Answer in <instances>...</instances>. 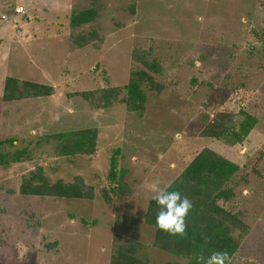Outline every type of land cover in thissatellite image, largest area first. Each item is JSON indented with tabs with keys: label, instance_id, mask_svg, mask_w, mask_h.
<instances>
[{
	"label": "rangeland",
	"instance_id": "374dc122",
	"mask_svg": "<svg viewBox=\"0 0 264 264\" xmlns=\"http://www.w3.org/2000/svg\"><path fill=\"white\" fill-rule=\"evenodd\" d=\"M0 1L1 37L10 36L0 53V264H109L115 247L132 241L148 264H187L153 246L144 213L153 187L203 148L239 165L224 204L243 221L233 228L232 264H264V0ZM20 5L25 13L15 16ZM89 7L96 17L71 28L70 15ZM152 60L158 72L147 70ZM136 70L161 87L142 86L141 111L122 91L107 106L80 95L120 89ZM7 76L53 93L5 102ZM240 109L257 118L241 144L207 135L211 123H237ZM83 128L97 130L95 150L63 156L52 134ZM112 156L125 184L119 196L109 189ZM39 167L51 181L81 177L94 198L20 194Z\"/></svg>",
	"mask_w": 264,
	"mask_h": 264
},
{
	"label": "trees",
	"instance_id": "16d2710c",
	"mask_svg": "<svg viewBox=\"0 0 264 264\" xmlns=\"http://www.w3.org/2000/svg\"><path fill=\"white\" fill-rule=\"evenodd\" d=\"M95 17L94 7L82 9L70 15L69 25L71 28H76L92 21ZM93 34L94 32L87 37L79 36L73 41L77 47H83L91 42L90 38ZM145 65L147 70L159 71L157 63L153 60L146 62ZM144 85L161 89L148 71L136 70L131 72L130 79L120 89L115 87L101 89L99 94L86 91L80 92V95L85 99L92 98L94 101H100L103 106H107L113 99L118 98L119 91H122L125 95L122 101L127 107L141 111L145 101L142 88ZM52 93L51 85L7 76L4 79L1 99L7 102L29 97L50 96ZM238 113L241 118L237 123L224 120V123L209 124L205 128L207 135L215 139L223 137L231 145L241 144L254 128L257 118L241 109ZM227 134L230 136L229 139L226 138ZM52 135L60 143V153L66 157L90 154L96 147L97 130L95 128L60 131ZM116 161L115 156L110 158L108 179L111 185L110 191L119 196L125 184L118 176ZM238 171L239 165L236 162L209 148H203L197 152L179 175L168 184L171 186L169 190H179L193 202L194 207L186 218V234L183 237L173 236L159 229L156 224L158 205L150 198L145 209L144 221L155 228L153 246L173 256L186 258L187 264H200L197 256L203 253L207 257L216 250H226L233 258L238 248L233 228H242L243 221L239 212L227 209L224 204L234 197V189L229 184ZM18 192L22 195L60 198H94V189L85 184L81 177L76 176L72 182H64L62 179L51 181L44 176L40 167L22 178ZM106 201L109 199L106 198ZM139 249L140 244L133 241L118 244L110 257L109 264H148L141 259Z\"/></svg>",
	"mask_w": 264,
	"mask_h": 264
},
{
	"label": "clouds",
	"instance_id": "9594fccd",
	"mask_svg": "<svg viewBox=\"0 0 264 264\" xmlns=\"http://www.w3.org/2000/svg\"><path fill=\"white\" fill-rule=\"evenodd\" d=\"M171 186L153 187L152 199L158 205L156 224L159 229L170 235L185 236L186 218L194 205L191 199L179 190H169ZM200 264H232V258L226 250L212 251L207 257L201 253L197 256Z\"/></svg>",
	"mask_w": 264,
	"mask_h": 264
},
{
	"label": "built area",
	"instance_id": "2783aa9c",
	"mask_svg": "<svg viewBox=\"0 0 264 264\" xmlns=\"http://www.w3.org/2000/svg\"><path fill=\"white\" fill-rule=\"evenodd\" d=\"M13 11H14L13 13H14L15 16H20V15L25 13V9L21 5L20 6H15ZM1 18L5 19L6 17L4 15H2Z\"/></svg>",
	"mask_w": 264,
	"mask_h": 264
},
{
	"label": "crops",
	"instance_id": "0c3cea01",
	"mask_svg": "<svg viewBox=\"0 0 264 264\" xmlns=\"http://www.w3.org/2000/svg\"><path fill=\"white\" fill-rule=\"evenodd\" d=\"M0 2H1V1H0ZM2 15H4V14H1V16H2ZM1 19H2V18H1ZM20 26H21V25H20ZM1 36H2V34H1V32H0V53H2L3 46H4V47H7V48L10 47V46H8L7 44H6V45H1L2 40H4V41H9V39H10L9 37H10V36H8L9 39H8V38L2 39ZM23 38H25V37L23 36Z\"/></svg>",
	"mask_w": 264,
	"mask_h": 264
}]
</instances>
